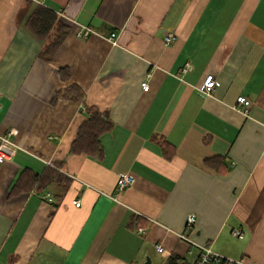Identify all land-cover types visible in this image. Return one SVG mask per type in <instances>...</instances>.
Segmentation results:
<instances>
[{"label":"crops","instance_id":"0c3cea01","mask_svg":"<svg viewBox=\"0 0 264 264\" xmlns=\"http://www.w3.org/2000/svg\"><path fill=\"white\" fill-rule=\"evenodd\" d=\"M37 6L71 27L52 61ZM0 105V264H264V0H0ZM88 107L114 124L100 158L70 153ZM49 166L69 183L13 192Z\"/></svg>","mask_w":264,"mask_h":264},{"label":"trees","instance_id":"16d2710c","mask_svg":"<svg viewBox=\"0 0 264 264\" xmlns=\"http://www.w3.org/2000/svg\"><path fill=\"white\" fill-rule=\"evenodd\" d=\"M27 27L37 38L45 42V48L41 50L40 57L46 61H52L53 57L71 32L70 25L62 22L55 11L44 6H37L27 20ZM60 73L63 79H67L70 74L68 69L65 68L60 69ZM57 94L70 99H78L83 95V90L79 85L74 83L59 89ZM87 112L88 119L80 126L77 137L70 146V153H85L100 158L104 154V149L100 140L101 135L110 131L114 124L105 112L91 107L87 108ZM166 155L169 157L170 153L167 151ZM69 180L70 179L65 176V174L52 166L47 167L42 174H38L27 168L23 170L18 177L13 192L28 191L37 187L39 190H42L53 183H64L67 185ZM195 263L185 262L177 255L169 256L164 262V264ZM218 264L228 263L222 260Z\"/></svg>","mask_w":264,"mask_h":264},{"label":"built area","instance_id":"2783aa9c","mask_svg":"<svg viewBox=\"0 0 264 264\" xmlns=\"http://www.w3.org/2000/svg\"><path fill=\"white\" fill-rule=\"evenodd\" d=\"M89 32H90V28H88L87 26H81L80 29L77 31V35L80 37H87ZM173 39H175V34L168 33L166 35L165 40H166L167 44L172 42ZM186 66H188V64H186ZM186 66L183 68V71L187 70ZM216 83H217V80L214 77V75H212V74L207 75L203 84H202V91L207 93V94H211V92L214 90V88L216 86ZM143 86H144V89L148 90V88H149L148 84L144 83ZM237 101L239 104H243L245 106H248L250 103V101L244 96H240ZM0 110H1V105H0ZM1 139L9 141L8 138H6V137H1ZM5 157H6V154L0 146V159H4ZM133 182H134V178L132 176H130V175L122 176L118 181V193L116 194V196L118 194L122 193L125 190V188L128 185L132 184ZM49 196H50V194H49ZM75 204L77 206H79L81 204L80 200H76ZM194 221H195V217L193 215H190L188 218L189 225H191ZM139 232H144V228H140ZM234 234L238 235V236H242L243 233L240 230H235ZM157 248L160 251L163 249L161 245H158ZM222 260H225L226 263H228V264H248L244 261L242 262L241 260H235V259L227 258V257L223 256L222 254L215 252L211 248L210 245L201 246L200 254H199V257L196 260L195 264H218Z\"/></svg>","mask_w":264,"mask_h":264},{"label":"water","instance_id":"95a60500","mask_svg":"<svg viewBox=\"0 0 264 264\" xmlns=\"http://www.w3.org/2000/svg\"><path fill=\"white\" fill-rule=\"evenodd\" d=\"M145 264H151V260L149 257L147 258V261L145 262Z\"/></svg>","mask_w":264,"mask_h":264}]
</instances>
